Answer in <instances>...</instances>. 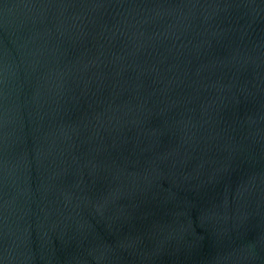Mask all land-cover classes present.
<instances>
[{
    "label": "water",
    "instance_id": "95a60500",
    "mask_svg": "<svg viewBox=\"0 0 264 264\" xmlns=\"http://www.w3.org/2000/svg\"><path fill=\"white\" fill-rule=\"evenodd\" d=\"M0 264H264V0H0Z\"/></svg>",
    "mask_w": 264,
    "mask_h": 264
}]
</instances>
